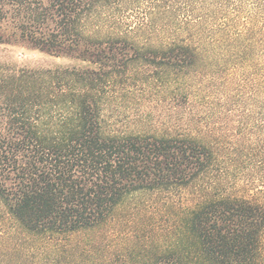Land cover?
<instances>
[{"label":"trees","instance_id":"16d2710c","mask_svg":"<svg viewBox=\"0 0 264 264\" xmlns=\"http://www.w3.org/2000/svg\"><path fill=\"white\" fill-rule=\"evenodd\" d=\"M0 44L78 61L0 59V264L54 260L153 194L183 211L104 264H264V0H0ZM138 83L170 97L166 127L111 110Z\"/></svg>","mask_w":264,"mask_h":264},{"label":"rangeland","instance_id":"374dc122","mask_svg":"<svg viewBox=\"0 0 264 264\" xmlns=\"http://www.w3.org/2000/svg\"><path fill=\"white\" fill-rule=\"evenodd\" d=\"M0 59L12 61L19 66L54 67L78 63L75 59L56 57L22 45L11 44H0ZM239 77L237 74L236 78ZM237 84L238 80L235 79L228 87L233 90ZM158 90L153 87L145 92L139 83L133 84L129 92H124L120 107H113L111 110L118 115L117 119L120 122L130 125L135 130L150 129L156 125L166 127L172 111L171 100L166 92ZM219 94L217 93L210 103L215 120L231 107L230 103L226 102ZM201 103V101H197L198 106H201ZM220 111H222L221 114H219ZM159 120L167 122L161 124L162 122ZM236 120L231 124L232 127H237ZM263 180L264 178H258L253 182V185L246 188V193H252L253 186L264 189ZM172 196L169 197L165 194L138 195L120 208L117 220L110 226L96 231H85L66 241L63 240L62 243L67 242V246L70 248L69 252L59 250L56 254L52 253L50 256L55 257L54 260H46L37 255L36 263L34 261L32 264H104L106 259L116 258L120 250H136L142 242L139 237L150 235V229L155 223L153 217L173 216L183 211V198L178 194ZM134 208L138 212L132 215ZM113 231L117 233L129 232L130 236L122 240ZM34 244L42 245L40 240H36ZM28 261L30 258L21 260L16 255L11 257V264H26Z\"/></svg>","mask_w":264,"mask_h":264}]
</instances>
